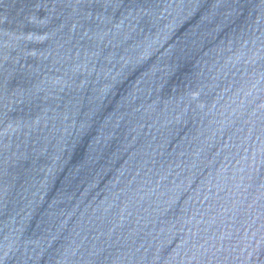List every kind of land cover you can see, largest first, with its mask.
<instances>
[{
    "label": "water",
    "instance_id": "obj_1",
    "mask_svg": "<svg viewBox=\"0 0 264 264\" xmlns=\"http://www.w3.org/2000/svg\"><path fill=\"white\" fill-rule=\"evenodd\" d=\"M0 264H264V0H0Z\"/></svg>",
    "mask_w": 264,
    "mask_h": 264
}]
</instances>
